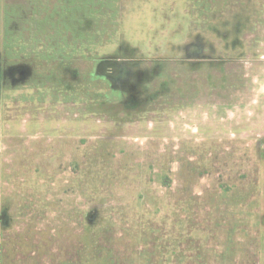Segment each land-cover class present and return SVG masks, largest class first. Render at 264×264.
Instances as JSON below:
<instances>
[{
  "label": "rangeland",
  "instance_id": "rangeland-1",
  "mask_svg": "<svg viewBox=\"0 0 264 264\" xmlns=\"http://www.w3.org/2000/svg\"><path fill=\"white\" fill-rule=\"evenodd\" d=\"M0 264H264V0H0Z\"/></svg>",
  "mask_w": 264,
  "mask_h": 264
}]
</instances>
